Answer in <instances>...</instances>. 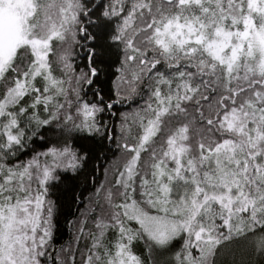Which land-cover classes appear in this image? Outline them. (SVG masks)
Masks as SVG:
<instances>
[{
    "label": "snow or ice",
    "instance_id": "1",
    "mask_svg": "<svg viewBox=\"0 0 264 264\" xmlns=\"http://www.w3.org/2000/svg\"><path fill=\"white\" fill-rule=\"evenodd\" d=\"M98 9L122 52L107 102ZM137 96L117 133L102 117ZM95 136L119 155L57 249L52 190ZM237 240L264 256V0H0V264H217Z\"/></svg>",
    "mask_w": 264,
    "mask_h": 264
},
{
    "label": "trees",
    "instance_id": "2",
    "mask_svg": "<svg viewBox=\"0 0 264 264\" xmlns=\"http://www.w3.org/2000/svg\"><path fill=\"white\" fill-rule=\"evenodd\" d=\"M95 23L88 25V31L95 39L86 41V45L93 47L96 53L93 66L98 69L95 82L87 87L88 98L93 99V92H99L107 102L116 99L114 81L119 66L122 52L115 45H110L107 39L108 28L106 21L100 16L98 9L93 16ZM80 52L79 49H77ZM88 47L80 52V57L76 59L77 71L87 70L88 66ZM98 98V97H96ZM142 101L140 97L126 99L120 104L114 105L115 115L106 113L102 119L108 123L110 128H115L118 133L120 114L132 112ZM44 136L48 139H55L56 135L51 131L42 129ZM44 142L39 136L35 138V143H29L27 149L21 154L20 158L25 159L31 155L33 149L40 151L44 147ZM78 146L88 153V159L84 165L75 173L62 174V179L52 190L51 199L55 202L54 219V241L53 246L59 248L67 245L75 233V222L81 216V211L88 204V198L94 193L95 188L105 181V170L111 166L119 155L115 140H108L100 136L91 139L78 141ZM181 241H176L172 246V251L179 250ZM134 251L144 258H147L145 245L137 242ZM217 264H264V256L254 253L247 247L244 241H233L220 249V254L216 258Z\"/></svg>",
    "mask_w": 264,
    "mask_h": 264
}]
</instances>
